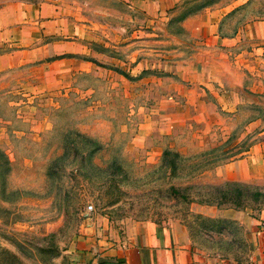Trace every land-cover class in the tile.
I'll use <instances>...</instances> for the list:
<instances>
[{
    "label": "rangeland",
    "instance_id": "obj_1",
    "mask_svg": "<svg viewBox=\"0 0 264 264\" xmlns=\"http://www.w3.org/2000/svg\"><path fill=\"white\" fill-rule=\"evenodd\" d=\"M84 31L0 70V264H70L98 217L244 263L264 211V0L124 7Z\"/></svg>",
    "mask_w": 264,
    "mask_h": 264
},
{
    "label": "crops",
    "instance_id": "obj_2",
    "mask_svg": "<svg viewBox=\"0 0 264 264\" xmlns=\"http://www.w3.org/2000/svg\"><path fill=\"white\" fill-rule=\"evenodd\" d=\"M171 1L0 0V70L26 62L27 52L43 36H58L64 29L79 36L85 29L88 37L92 29L117 23L124 7L154 13ZM83 226L72 244L70 264H264V211L248 218L250 255L244 263L204 259L176 228L151 222H127L115 230L98 217Z\"/></svg>",
    "mask_w": 264,
    "mask_h": 264
},
{
    "label": "trees",
    "instance_id": "obj_3",
    "mask_svg": "<svg viewBox=\"0 0 264 264\" xmlns=\"http://www.w3.org/2000/svg\"><path fill=\"white\" fill-rule=\"evenodd\" d=\"M91 144H93V146L95 147L94 149H96L97 148V146L98 145H94V143L93 142H91V141H89ZM170 153H168V152H166V153H164V156H166V155H169ZM0 158H2V160H1V163H2V165L4 166V169L7 171V161L3 158V155L0 153ZM238 193V192H237Z\"/></svg>",
    "mask_w": 264,
    "mask_h": 264
},
{
    "label": "built area",
    "instance_id": "obj_4",
    "mask_svg": "<svg viewBox=\"0 0 264 264\" xmlns=\"http://www.w3.org/2000/svg\"><path fill=\"white\" fill-rule=\"evenodd\" d=\"M86 209H87L88 211H90V210L92 209V207H91V206H87Z\"/></svg>",
    "mask_w": 264,
    "mask_h": 264
}]
</instances>
